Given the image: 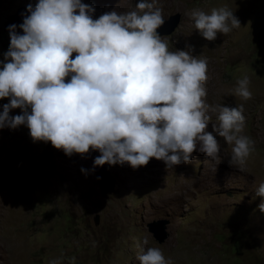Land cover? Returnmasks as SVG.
Instances as JSON below:
<instances>
[{
	"label": "rangeland",
	"instance_id": "374dc122",
	"mask_svg": "<svg viewBox=\"0 0 264 264\" xmlns=\"http://www.w3.org/2000/svg\"><path fill=\"white\" fill-rule=\"evenodd\" d=\"M37 2L0 0V62L10 46L6 18ZM82 2L95 7V19L112 9L136 10L139 0ZM156 6L164 19L181 15L175 32L162 37L169 50L191 45L192 55L207 59L206 102L244 105L243 134L255 141V151L243 170L229 165L232 145L220 137L219 161L197 151L191 163L169 168L155 158L136 169L105 164L115 187L103 194L88 161L98 151L64 159L50 141H33L26 125L0 129V264H71L73 257L75 264H140L136 245L144 239L145 251L160 248L173 264H264V213L258 208L264 198L255 195L264 182V0H156ZM220 7L233 11L241 27L210 42L190 12ZM244 76L253 93L248 101L234 94ZM6 103L9 98L0 99V112ZM19 114V108L10 112ZM210 115L208 131L218 124L217 114ZM157 220L167 222L162 244L147 229Z\"/></svg>",
	"mask_w": 264,
	"mask_h": 264
},
{
	"label": "clouds",
	"instance_id": "9594fccd",
	"mask_svg": "<svg viewBox=\"0 0 264 264\" xmlns=\"http://www.w3.org/2000/svg\"><path fill=\"white\" fill-rule=\"evenodd\" d=\"M26 11L22 35L9 26L10 46L0 62V99L9 98L0 129L26 125L33 141H50L67 156L98 151L93 170L125 163L136 169L152 158L169 168L191 163L197 151L219 161L220 137L232 145L229 165L244 169L255 151V141L243 134L244 105L206 102L208 61L192 55L191 45L169 50L157 31L165 19L156 0L95 19V7L82 0H38ZM190 16L210 42L241 27L227 7L210 14L193 9ZM234 94L252 99L248 76L237 81ZM17 108L21 114L10 115ZM210 113L218 120L212 131ZM255 195L264 198V182ZM258 208L264 213V201ZM147 243L136 245L140 264H173L160 248L145 251Z\"/></svg>",
	"mask_w": 264,
	"mask_h": 264
},
{
	"label": "water",
	"instance_id": "95a60500",
	"mask_svg": "<svg viewBox=\"0 0 264 264\" xmlns=\"http://www.w3.org/2000/svg\"><path fill=\"white\" fill-rule=\"evenodd\" d=\"M34 8L35 7L33 6V9ZM26 9H27V5L21 6L15 11V13L11 14L10 16L6 18L4 22V27L8 32H9L8 30L9 26L15 24L17 25V29H16L17 33L21 35L23 34V31L22 29L19 28V25L23 23L24 17L22 16V13L24 15L29 14L27 13ZM180 22H181V15L178 13H175L169 16L167 19H165L164 25L160 27L159 29H157V31L162 37L170 36L173 32H175ZM74 56H75V53L73 54V58ZM57 156L64 158V159L67 158V155L63 152V150L58 151ZM97 156L98 155L95 152H90L88 161L90 163V167L94 174V178L96 180L98 188L100 192L103 194L113 193L114 187H115V178L110 175L109 170L106 168V166L103 165L100 167H96L93 170L94 159ZM97 177H100V179H97ZM98 222H99V217L96 216L94 218V223L97 225ZM166 225H167V222L165 220H157V221H153L147 224L148 231L152 234L154 240L158 244H162L168 237V234L166 232Z\"/></svg>",
	"mask_w": 264,
	"mask_h": 264
}]
</instances>
